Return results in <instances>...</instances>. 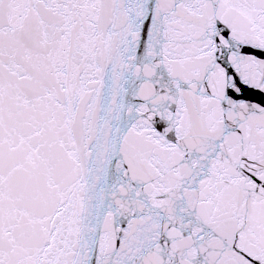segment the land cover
I'll return each mask as SVG.
<instances>
[{
  "label": "snow or ice",
  "instance_id": "obj_1",
  "mask_svg": "<svg viewBox=\"0 0 264 264\" xmlns=\"http://www.w3.org/2000/svg\"><path fill=\"white\" fill-rule=\"evenodd\" d=\"M0 264H264V0H0Z\"/></svg>",
  "mask_w": 264,
  "mask_h": 264
}]
</instances>
